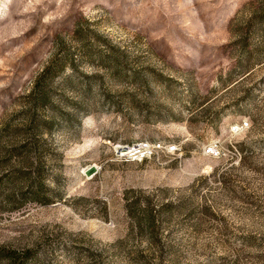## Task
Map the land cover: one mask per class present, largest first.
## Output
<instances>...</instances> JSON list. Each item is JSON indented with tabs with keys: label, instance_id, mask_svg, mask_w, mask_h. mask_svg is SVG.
I'll use <instances>...</instances> for the list:
<instances>
[{
	"label": "rangeland",
	"instance_id": "1",
	"mask_svg": "<svg viewBox=\"0 0 264 264\" xmlns=\"http://www.w3.org/2000/svg\"><path fill=\"white\" fill-rule=\"evenodd\" d=\"M0 248L264 264V0H0Z\"/></svg>",
	"mask_w": 264,
	"mask_h": 264
},
{
	"label": "trees",
	"instance_id": "2",
	"mask_svg": "<svg viewBox=\"0 0 264 264\" xmlns=\"http://www.w3.org/2000/svg\"><path fill=\"white\" fill-rule=\"evenodd\" d=\"M47 72V70H46ZM49 96H41L40 100L41 103L46 104L49 101ZM34 163V162H31ZM42 170L43 165L40 163L39 166H37L36 173H34L32 170L22 171L21 176L24 177L25 184L18 187V189L21 191L22 195H28V193L31 195L30 197L33 198H39V194H36L38 192L34 191L33 189H41L43 186V179H42ZM148 225H153V216L152 213L149 215V222ZM31 252L29 249H24L20 252L10 250V249H4L0 248V264H28L30 261Z\"/></svg>",
	"mask_w": 264,
	"mask_h": 264
},
{
	"label": "built area",
	"instance_id": "3",
	"mask_svg": "<svg viewBox=\"0 0 264 264\" xmlns=\"http://www.w3.org/2000/svg\"><path fill=\"white\" fill-rule=\"evenodd\" d=\"M248 122L245 121L244 125H247ZM238 126L234 127V129H237ZM159 147H163V143L158 142V143H153L149 141H140L132 146H129V150L136 152V153H145L147 151H152V149H156ZM177 149V145L175 144H168V150L173 151ZM207 153L211 155H218L220 153L219 147L216 144H210L207 148Z\"/></svg>",
	"mask_w": 264,
	"mask_h": 264
}]
</instances>
